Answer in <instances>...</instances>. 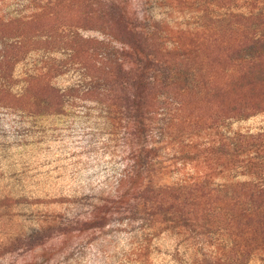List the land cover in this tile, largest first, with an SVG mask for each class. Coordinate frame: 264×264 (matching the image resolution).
<instances>
[{"label":"rangeland","instance_id":"374dc122","mask_svg":"<svg viewBox=\"0 0 264 264\" xmlns=\"http://www.w3.org/2000/svg\"><path fill=\"white\" fill-rule=\"evenodd\" d=\"M263 28L264 0H0V264H264V94L218 103L212 128L213 111L186 128L161 104L171 126L148 140L168 139L157 155L171 160L153 184L204 175L221 190L190 224L161 223L134 198L143 141L101 95L95 62L139 34L170 55L236 52L203 64L224 90L264 77L242 68ZM194 64L180 61L183 86ZM236 194L259 202L234 207Z\"/></svg>","mask_w":264,"mask_h":264},{"label":"trees","instance_id":"16d2710c","mask_svg":"<svg viewBox=\"0 0 264 264\" xmlns=\"http://www.w3.org/2000/svg\"><path fill=\"white\" fill-rule=\"evenodd\" d=\"M158 40L159 38L139 34L133 41L125 39L124 42H121L126 47L125 50L122 49L121 52L116 50L110 53L103 51L100 55L98 54L99 60H95V62L99 61L100 63L98 71L103 83L101 95L106 100H120L124 103L122 109L124 108L130 135L143 141L137 166H135L137 169L135 172H137L138 180L141 183L133 188L135 189L134 198L141 201L138 205H141L145 211H150L159 220L163 219L161 223L172 221L186 226L190 224L189 221L194 215L206 207L205 204L208 203L206 198L220 195L221 190L214 186H208L204 175L179 184L169 181L159 185L153 184L152 174L155 171L167 170L171 160L167 156L168 159H163L157 155L159 153L157 147L164 142V139H168L153 141V144H150L151 141L148 140L155 129L167 130L171 126L173 117H166L165 111L172 109L162 107L161 104L175 103L178 106L175 111L182 114L178 118L180 121L178 123L186 128L193 127L190 125V122L195 123L193 118L201 120L198 115H202L205 110L213 111V118H211V114L206 118V120L212 121L210 125L212 128L220 121L217 118L219 116L218 103H225L236 96L246 98L254 94H264V77L252 74L253 77L248 80L246 85L231 84L222 90L216 81L215 71L217 70L210 69L203 64L207 59L208 62L213 63L222 59L234 64L236 52L226 53L224 58L219 55L209 57L200 51L170 55L169 52L155 49L159 45ZM251 43L264 48V28L257 38L252 39ZM148 47H153L154 50H148ZM176 61L178 64H170V62ZM180 61L195 62L186 73L191 86H183L178 82L179 67L182 66V64L178 66ZM103 62L106 65H103ZM242 65L244 71L248 72H253L255 68L264 66V51L257 53ZM232 79L234 77H231ZM249 82H252V85ZM247 86L249 87L246 88ZM241 89H247V91ZM185 97L187 99L193 97L197 101L200 98H205L206 106L187 105L183 99ZM196 100L195 102H197ZM188 107L193 110L189 112ZM228 111H234L233 107H230ZM226 200L232 206L245 210H250L259 202L258 198L243 199L238 194L230 198L227 197ZM259 203L260 205L257 207H264V203Z\"/></svg>","mask_w":264,"mask_h":264}]
</instances>
